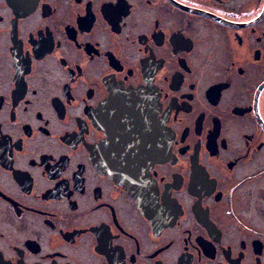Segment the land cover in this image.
<instances>
[{"label": "flooded vegetation", "instance_id": "1", "mask_svg": "<svg viewBox=\"0 0 264 264\" xmlns=\"http://www.w3.org/2000/svg\"><path fill=\"white\" fill-rule=\"evenodd\" d=\"M0 264H264V0H0Z\"/></svg>", "mask_w": 264, "mask_h": 264}]
</instances>
